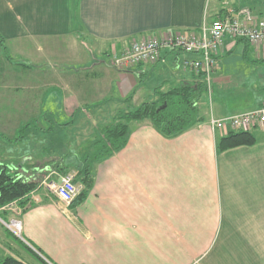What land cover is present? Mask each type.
Returning a JSON list of instances; mask_svg holds the SVG:
<instances>
[{"label": "crops", "instance_id": "crops-1", "mask_svg": "<svg viewBox=\"0 0 264 264\" xmlns=\"http://www.w3.org/2000/svg\"><path fill=\"white\" fill-rule=\"evenodd\" d=\"M240 7L264 17V0H0V163L40 181L18 215L36 262L2 232L6 209L3 248L26 264H264V121L247 127L252 145L224 150L218 140L238 129L210 124L264 103L263 43L224 38L199 122L165 137L132 120L124 145L90 164L81 201L64 206L47 188L83 166L95 130L138 103L136 78L153 79L148 100L194 80L177 65L187 53L117 69L112 50Z\"/></svg>", "mask_w": 264, "mask_h": 264}, {"label": "built area", "instance_id": "built-area-1", "mask_svg": "<svg viewBox=\"0 0 264 264\" xmlns=\"http://www.w3.org/2000/svg\"><path fill=\"white\" fill-rule=\"evenodd\" d=\"M224 38H242L251 44H264V17H257L248 7L229 9L226 14L209 21L206 15L197 29L188 31H169L161 36L133 37L126 45L110 53V64L117 69L129 66L158 62L163 59L164 51H182L189 57L181 59L177 65L189 68L194 74L202 73L210 89L211 75L216 66L215 54ZM264 121V103L258 108L230 115L224 118H210L211 127H229L246 130ZM47 188L64 205H69L79 192L73 182V174L66 172L58 181H51ZM13 216L5 223L14 235L21 237V222L17 217L22 206L12 200L3 206Z\"/></svg>", "mask_w": 264, "mask_h": 264}, {"label": "trees", "instance_id": "trees-1", "mask_svg": "<svg viewBox=\"0 0 264 264\" xmlns=\"http://www.w3.org/2000/svg\"><path fill=\"white\" fill-rule=\"evenodd\" d=\"M207 92V83L203 74H195L193 81L179 83L160 92L154 100L143 101L136 107L121 111L112 123L95 130L92 152L84 155L85 163L73 176L74 183L82 184L74 200L79 202L84 198L92 181L90 164L94 160H102L124 145L130 121L148 119L159 133L165 137H172L200 121L197 103ZM163 104L164 107L159 108ZM254 142L255 136L250 131L238 129L231 130L221 137L217 146L224 150L240 145H252ZM37 183L38 180L27 179L21 169H11L6 164L0 163V209L15 199L21 206L24 205L27 201L25 197L37 186ZM0 264L26 263L13 256H5L0 258Z\"/></svg>", "mask_w": 264, "mask_h": 264}, {"label": "rangeland", "instance_id": "rangeland-1", "mask_svg": "<svg viewBox=\"0 0 264 264\" xmlns=\"http://www.w3.org/2000/svg\"><path fill=\"white\" fill-rule=\"evenodd\" d=\"M192 30V29H191ZM173 31H181V32H183V31H188V30H173ZM130 40V39H129ZM129 40H127L126 41V44L128 43V41ZM108 57H109V59H110V54L108 55ZM136 84H137V86H136V90H135V92L137 93V95H140L141 96V99L138 101V103L137 102H135L134 104H135V106H132V107H130V109L131 108H133V107H136L137 105H139L141 102H143V101H148V99H150V94L152 93V88H150L152 85H153V79L152 78H150V79H148V78H142V79H138V78H136ZM150 88V89H149ZM136 103H137V105H136ZM245 112V111H244ZM241 113V112H240ZM237 114V113H236ZM234 115V114H233ZM17 135H20V133H18ZM94 139H95V137H94ZM93 139V140H94ZM92 140V141H93ZM6 143V141H1L0 142V145H1V150H4V151H7L8 150V147H7V144H5ZM6 145V146H5ZM15 149H16V152H19V150L20 151H22L23 150V146H22V143L21 144H18V145H16L15 146ZM61 172H63V174L64 173H66V171L65 170H61ZM67 172H70V171H67ZM72 173V172H71ZM55 174V176L56 177H58V176H60V175H62V173H54ZM59 174V175H58ZM72 174H74V173H72ZM75 175V174H74ZM73 175V176H74ZM54 176V175H53ZM34 180H37V179H34ZM48 180L46 179V180H44V183H45V185L48 183L47 182ZM40 183V181L38 180V183H37V185ZM44 183H43V185H44ZM80 189V188H79ZM80 191V190H79ZM73 202V201H72ZM71 202V203H72ZM70 203V204H71ZM6 204H8V203H6ZM5 204V205H6ZM24 204H26V203H24ZM69 204V205H70ZM64 205V204H63ZM23 206L24 205H22V209H23ZM65 206V205H64ZM2 209V208H1ZM1 209H0V211H1ZM7 210V209H6ZM9 211V210H8ZM10 213H11V211H9ZM21 212V211H20ZM12 214V213H11ZM20 214V213H19ZM18 214V215H19ZM0 215H1V213H0ZM2 216V215H1ZM13 216V214L12 215H10V218ZM18 217V216H17ZM10 218H5V220H1L2 221V223L4 224V226L6 227V225H5V223L6 222H8V220L10 219ZM4 219V218H3ZM20 220V219H19ZM21 222V221H20ZM2 227V226H1ZM7 228V227H6ZM3 230H2V232H4V233H7V238L9 239V240H11L12 242H14L15 243V248L18 250V251H20V253L22 254V255H26L25 257L26 258H28L29 260L30 259H32V260H34L35 261V256L34 255H32V254H30L29 252H27V248H25L24 246H23V244H22V242L20 241L21 240V237H18V236H16V235H14L13 233H11V231L9 230V231H6L4 228H2ZM20 235H21V233H20ZM0 245H1V247H0V258H3V257H5L6 255H9V254H11L12 256H16V252H14L13 251V249L12 250H8L7 248L5 249V248H3V243H1L0 242ZM12 247H14V246H12ZM14 248V249H15ZM3 250V251H2ZM26 251V252H25ZM38 261V260H37ZM36 262V261H35ZM38 262H40V261H38ZM37 262V264H39Z\"/></svg>", "mask_w": 264, "mask_h": 264}, {"label": "water", "instance_id": "water-1", "mask_svg": "<svg viewBox=\"0 0 264 264\" xmlns=\"http://www.w3.org/2000/svg\"><path fill=\"white\" fill-rule=\"evenodd\" d=\"M162 107H164V104H163V105H161L159 108H162Z\"/></svg>", "mask_w": 264, "mask_h": 264}]
</instances>
